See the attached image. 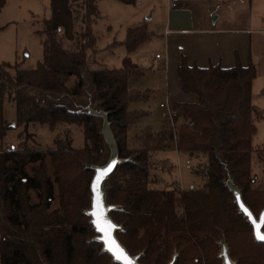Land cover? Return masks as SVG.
Instances as JSON below:
<instances>
[{"label": "trees", "instance_id": "1", "mask_svg": "<svg viewBox=\"0 0 264 264\" xmlns=\"http://www.w3.org/2000/svg\"><path fill=\"white\" fill-rule=\"evenodd\" d=\"M97 1L79 4L83 30L78 49L65 48L48 24L37 67L0 63V142L9 130L21 127L18 142L0 150V264H120L103 249L86 212L94 167L105 151L100 115L70 109L56 98L80 97L85 74L120 159L105 180V200L115 206L110 215L121 226L116 236L126 250L138 255L140 264H168L173 256V264H224V242L230 259L236 258L238 264H260L264 243L254 238L225 181L229 176L258 217L264 209V145L254 148L252 139L254 120L264 114L251 100L255 64L237 60L229 68L219 63L200 67L180 56V89L195 94L197 100L170 105L173 119L180 122V154L190 159V170L201 185L189 184L181 191L159 187L151 176L149 157L171 148L166 142L168 128L148 127L134 134L138 144L129 140V127L149 112L129 106L147 101L150 90L130 87V78L141 74L135 64L90 66L89 58L93 60L96 51L92 26L99 16ZM4 4L0 0V10ZM150 35L145 25L129 27L121 43L134 51ZM6 99L15 106L12 122L4 117ZM57 123L80 125L83 146L73 147L67 135L55 137L54 147L32 145V126L52 128ZM30 163H37L32 174L26 170ZM29 189L36 191L35 203L30 201ZM54 202L57 206L52 208Z\"/></svg>", "mask_w": 264, "mask_h": 264}, {"label": "rangeland", "instance_id": "2", "mask_svg": "<svg viewBox=\"0 0 264 264\" xmlns=\"http://www.w3.org/2000/svg\"><path fill=\"white\" fill-rule=\"evenodd\" d=\"M121 1V0H119ZM118 0H98L97 7L99 16L92 26V31L95 36L94 49L97 64L89 58L91 67H108V68H122L129 64H136L137 68L141 70V74L132 77L129 80L131 88H138L140 90H150V95L147 101H139L130 104L131 109H146L148 114L139 119L135 124H132L128 130V138L134 144V134L137 132L146 131L147 128L157 130L158 125L162 123H170L169 114L166 108H160L159 103H167V77L165 73L166 64H161L155 59V54L159 53L162 56L167 54L166 39L163 35V24L157 25V16L153 19H146L150 17L151 11L143 3L138 6V1L135 4H128L119 2ZM81 0H5L4 6L0 10V63L8 62L10 64L18 63L20 68L33 69L37 67L38 62L43 56V42L45 40V28L48 24L56 30V38L60 40L61 44L67 49H78V35L83 30V24L78 17L80 11L79 4ZM128 4V5H127ZM133 9L139 10L140 17L143 22H138V25L145 23L146 30L151 36L143 42L135 51L127 52L126 49L119 43L112 45L113 41H120L125 37V22L133 20L130 17V11ZM145 19V20H143ZM139 21V20H138ZM126 22V23H127ZM132 25V24H131ZM180 45L177 46V49ZM179 51H182L180 48ZM177 78L176 74L173 79ZM170 82L173 84L171 74L169 76ZM176 84V83H175ZM169 85V84H168ZM178 83L174 85L172 91H178ZM254 83L251 92V100L257 110L264 114V106L259 105V101L264 100V95L260 94ZM185 94V93H184ZM192 95V94H190ZM67 105L70 109H81L96 112L98 115L99 127L104 131L106 127V118L104 112L99 109L97 102L94 101V93L88 83V77L85 74V86L80 97H56ZM4 117L8 121H13L15 118V106L12 101L4 100ZM256 133L253 135L252 145L254 148H262L264 145V118H255ZM108 123V122H107ZM177 131L178 137L180 133V122ZM154 124V125H153ZM165 125V124H164ZM151 126V127H150ZM167 128V125H165ZM110 136H112L109 127ZM32 132L35 134V139L32 145L35 147L46 149L54 147L55 137H63L67 135L72 140V146L80 148L84 144L82 128L78 124H61L57 123L52 128L46 125L37 124L32 126ZM21 127H14L9 130L7 137L3 140V144L7 141L11 144L18 142V133ZM170 144L169 134L166 139ZM179 140V139H178ZM179 144V141H178ZM7 144L2 147L4 149ZM171 145V144H170ZM179 147V146H178ZM1 149V150H2ZM6 149V148H5ZM104 154L97 167H103L111 158L112 153L109 144L105 142ZM179 150V148H178ZM180 151V150H179ZM184 158H176L174 150L170 147L165 150H159L149 157L150 173L156 179V185L159 187H166L169 182L178 178L183 182L184 189L189 184L200 186V179L196 178L192 172V162L190 164L184 163ZM257 156L252 155V167L255 170ZM37 163H30L26 166L29 174H32L33 167ZM259 167L257 172L259 171ZM227 184L231 188H235V184L227 176ZM105 191V181L102 184ZM237 188V187H236ZM183 189V190H184ZM30 201L35 203L37 201L36 191L28 190ZM57 206L54 202L52 208ZM223 240V239H222ZM224 244V242H222ZM222 246V245H221ZM222 249V247H221ZM261 255L259 257L260 264H264V248H261ZM220 252V251H219ZM233 259V260H232ZM234 264H238L236 258H232ZM202 264H205L203 262Z\"/></svg>", "mask_w": 264, "mask_h": 264}, {"label": "crops", "instance_id": "3", "mask_svg": "<svg viewBox=\"0 0 264 264\" xmlns=\"http://www.w3.org/2000/svg\"><path fill=\"white\" fill-rule=\"evenodd\" d=\"M135 3L136 1L132 4ZM143 3L151 11L150 17L146 19H153L156 14V24H163L167 49V54L163 56L167 60L165 73L169 84L166 98L169 104L173 101L197 100L195 94H184L181 89L172 91L174 85H179L178 77L174 80L173 75L177 76L182 54L187 56L189 64L195 63L200 67L219 63L222 67L229 68L237 60L242 65L251 60L256 68L251 92L255 83L257 90L264 95V0H179L176 7H172L169 0H139L138 6ZM129 13L131 15L128 19L133 22H125V37L129 27L140 26L138 22H143L139 10L133 9ZM124 39L111 44L119 43L125 48L121 43ZM178 45L180 47L177 49ZM180 48L182 51H179ZM93 55V63L97 64L96 55ZM170 74L173 84L169 80ZM259 102V105L264 106V100ZM162 124L168 127L167 123ZM5 144L13 146L7 141L4 144L0 142V150Z\"/></svg>", "mask_w": 264, "mask_h": 264}, {"label": "water", "instance_id": "4", "mask_svg": "<svg viewBox=\"0 0 264 264\" xmlns=\"http://www.w3.org/2000/svg\"><path fill=\"white\" fill-rule=\"evenodd\" d=\"M105 117V116H104ZM104 131H103V136H104V140L109 144V147L111 149V153H112V156L111 158H109L108 162L106 163V165H108L110 162L112 163V171L114 170L116 164L120 161V159L118 158V155H117V149H116V145H115V142L112 138V136H110L109 134V130L107 129L108 128V123H107V120H106V127H104ZM105 165V166H106ZM97 168H102V167H97L95 166L94 167V173H93V176H92V179H91V182H90V193H91V201H90V208L86 211L87 214L89 215V213L92 211V201H93V196H94V193L92 191V182L93 180L95 179L96 177V170ZM111 171V172H112ZM109 172L108 175L111 173ZM108 175L106 177H104V179L100 182V194H98L96 196V211L98 213V215L103 212L105 213L106 216L110 217L111 218V221L117 226V228L112 232V235L114 236V238L118 241V243L122 246L123 249L126 250V248L121 244V242L119 241V239L117 238L116 236V230L119 229L121 226L118 225L117 223H115L110 215V212L111 210L115 207L114 205L112 204H108L105 200V191L104 189L102 188V184L103 182L106 180V178L108 177ZM231 188V187H230ZM232 192H233V195L235 197V201L237 203V206H238V209L246 216L247 220L250 222L251 226H252V229H253V235H254V238L259 241V242H262L264 243V240H259L256 238V234L257 232H260L261 234H264V231L262 230V227L264 225V220L261 219L262 215H264V209L261 210V212L259 213L258 217H255L254 214L251 212V210L245 205V203L243 202L242 198H241V195H240V192L239 190L235 187V188H231ZM237 197H239V200H237ZM243 204L245 208L248 209V212L251 213V216L248 215V213H245L243 211V209L240 207V205ZM92 221V217L90 216V222ZM253 221H255V224L253 223ZM92 224V222H91ZM94 230L98 233L97 237H100L102 236L103 234L99 233L94 225L92 224ZM96 237V238H97ZM99 241L102 242V240L98 239ZM102 245H103V249H105V246L102 242ZM222 249H221V256L223 257V261H224V264H234L229 255H228V252H227V247L225 244H222ZM108 252V251H107ZM109 253V252H108ZM111 254V253H110ZM126 254L128 255V258L129 260L131 261V264H140L138 262V255H131L127 250H126ZM112 258L115 260V261H118L115 259L114 255L111 254ZM175 259V256H173L172 260L168 263V264H173V261ZM120 264H123L122 261H118Z\"/></svg>", "mask_w": 264, "mask_h": 264}, {"label": "snow or ice", "instance_id": "5", "mask_svg": "<svg viewBox=\"0 0 264 264\" xmlns=\"http://www.w3.org/2000/svg\"><path fill=\"white\" fill-rule=\"evenodd\" d=\"M112 171V163L110 162L108 165L103 166L102 168H97L96 177L92 182V191L94 193L93 201H92V211L89 215L92 217V224L95 229L103 234L97 239L102 240L106 251L113 254L115 259L118 261H122L123 264H131V261L126 254V250L122 248V246L118 243V241L112 235V232L117 228V226L111 221V218L106 216L105 213L101 212L99 215L96 211V196L100 194V182L108 175L109 172ZM239 200V197H237ZM245 213H248L251 216V213L248 212V209L244 207L243 204L240 205ZM264 220V215L261 217ZM255 224V221H253ZM256 238L259 240H264V234L257 232Z\"/></svg>", "mask_w": 264, "mask_h": 264}, {"label": "built area", "instance_id": "6", "mask_svg": "<svg viewBox=\"0 0 264 264\" xmlns=\"http://www.w3.org/2000/svg\"><path fill=\"white\" fill-rule=\"evenodd\" d=\"M170 1V5L172 7H176L177 4H178V1L179 0H169ZM155 58L160 60L163 64H166L167 63V60H166V57L165 56H162L161 54H156L155 55ZM159 106L161 108H166L167 111H168V114H169V119H170V123L168 124V134H169V139H170V146H171V149L174 150V153L176 155V158L179 159L181 157V154H180V151L178 150V134H177V131H178V128H179V124L177 123V121H175L173 119V111L171 109V105L167 102V103H163L161 102L159 104ZM182 115L180 114V117ZM189 125H192V122H189ZM168 136V135H167ZM13 146H10L9 144L6 145V150H9L10 148H12ZM184 163L185 164H190V159L189 158H184ZM167 186L169 187V189H173V190H177V191H181L184 189V186H183V182L176 178L174 180H172L171 182H169L167 184Z\"/></svg>", "mask_w": 264, "mask_h": 264}]
</instances>
